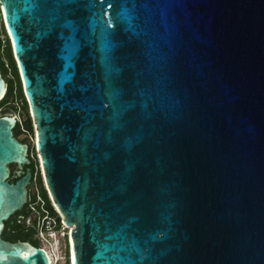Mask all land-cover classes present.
I'll return each mask as SVG.
<instances>
[{
    "label": "water",
    "instance_id": "1",
    "mask_svg": "<svg viewBox=\"0 0 264 264\" xmlns=\"http://www.w3.org/2000/svg\"><path fill=\"white\" fill-rule=\"evenodd\" d=\"M0 4L71 264H264V0ZM17 121L0 116V264H52L2 236L32 181Z\"/></svg>",
    "mask_w": 264,
    "mask_h": 264
},
{
    "label": "trees",
    "instance_id": "2",
    "mask_svg": "<svg viewBox=\"0 0 264 264\" xmlns=\"http://www.w3.org/2000/svg\"><path fill=\"white\" fill-rule=\"evenodd\" d=\"M0 70L8 84L6 95L0 102V108L9 103H18L19 108L22 109L24 114L23 120L18 118L17 125L14 129L15 137L19 139V136L23 132L34 133V122L30 113L28 101L24 94L21 76L13 53L12 43L3 23L0 24ZM15 109H17V107ZM7 113V111H4L3 115ZM21 141L27 142L28 140L21 139ZM38 163V160L33 162V171L39 168ZM14 166L16 165L12 164L11 168H14ZM14 180L16 179H12V181ZM36 182L41 185V190L32 197L31 190L36 186ZM29 191V195L31 196L30 203H35L37 210L41 211L42 215L48 214L53 217L56 220V228H61L62 218L50 199L42 174L38 173V171L36 177L30 184ZM38 196L40 199H38ZM18 215H22V217L19 218ZM31 215L32 209L29 204H27L21 211L17 212L6 222L5 230L2 235L3 238L11 242L19 240L29 241L33 245L40 247L41 242L36 237L37 230L34 226L35 221L33 222V225L27 223V219L30 218ZM66 261L67 264H71L69 247L66 248Z\"/></svg>",
    "mask_w": 264,
    "mask_h": 264
},
{
    "label": "rangeland",
    "instance_id": "3",
    "mask_svg": "<svg viewBox=\"0 0 264 264\" xmlns=\"http://www.w3.org/2000/svg\"><path fill=\"white\" fill-rule=\"evenodd\" d=\"M1 5V4H0ZM1 6H0V13H1ZM4 25V21L2 20V22ZM4 38V36H3ZM18 103H9L4 105L2 108H0V116L3 115L4 111H7V114H12V115H16L20 120L24 119V114L21 108H19ZM21 105V103H20ZM17 107V109H15ZM19 139H27V142H30L31 145H33V149H34V155L36 156L37 160H38V173L42 174V168H41V163H40V159L37 157V147H36V135L35 132L34 133H26L23 132L20 136ZM15 167V166H14ZM40 186V187H39ZM41 190V185H39L36 182V186H34V188H32L31 190V194L32 197L33 195L37 193H39ZM32 218V216H30ZM27 223L29 224V219H27ZM30 224H32V222L30 221ZM36 237L39 239V241L41 242V245L43 247H46L47 250L50 252L49 254H51L50 256H52V262L53 264H67L66 261V242L65 240L62 238L61 235H59L57 238L55 239H50L49 241H45L44 239H41L39 237V235L37 234Z\"/></svg>",
    "mask_w": 264,
    "mask_h": 264
},
{
    "label": "built area",
    "instance_id": "4",
    "mask_svg": "<svg viewBox=\"0 0 264 264\" xmlns=\"http://www.w3.org/2000/svg\"><path fill=\"white\" fill-rule=\"evenodd\" d=\"M37 194V192H36ZM38 199L39 196H38ZM31 196L29 195V206L32 209V215H35V228L37 230V234L41 239H44L45 241H49L50 239H55L59 235L62 236V238L66 242V248L69 247L70 249V228L65 226L62 221V227L56 228V220L49 216L48 214L42 215L41 211L37 210L35 203H30ZM41 247H43L41 245ZM47 250L46 247H43ZM48 251V250H47ZM48 253H50L48 251ZM51 255V254H50ZM52 257V256H51ZM71 260V259H70ZM54 262V261H53ZM53 264V263H52Z\"/></svg>",
    "mask_w": 264,
    "mask_h": 264
},
{
    "label": "flooded vegetation",
    "instance_id": "5",
    "mask_svg": "<svg viewBox=\"0 0 264 264\" xmlns=\"http://www.w3.org/2000/svg\"><path fill=\"white\" fill-rule=\"evenodd\" d=\"M34 122V121H33ZM34 132H35V126H34ZM35 135H36V132H35ZM21 141V140H20ZM21 142H23V141H21ZM23 143H27L28 145H29V155H30V159H31V163L29 164V165H26V166H24V171H26L27 169H30L31 170V172H32V180H34V178L36 177V175H37V170H32V167H34V165H33V162H35V161H37V158H36V156L34 155V149H33V145H31V143L30 142H23ZM36 153H37V151H36ZM38 154V153H37ZM37 157L39 158V156L37 155ZM12 169V172L14 173V175H16V171H17V166H15L14 168H11ZM42 176H43V174H42ZM14 179H16V178H14ZM31 183H32V181H31ZM30 187V186H29ZM29 193H30V191H29ZM29 200V199H28ZM27 204H29V201H28V203ZM26 204V205H27ZM35 215L36 214H33V215H31L32 216V218L30 217V218H28L29 219V225H33V222H34V220H35ZM18 217L19 218H21L22 217V215H18ZM30 221L32 222V224H30Z\"/></svg>",
    "mask_w": 264,
    "mask_h": 264
},
{
    "label": "bare ground",
    "instance_id": "6",
    "mask_svg": "<svg viewBox=\"0 0 264 264\" xmlns=\"http://www.w3.org/2000/svg\"><path fill=\"white\" fill-rule=\"evenodd\" d=\"M51 257V256H50ZM52 259V258H51ZM53 262V261H52Z\"/></svg>",
    "mask_w": 264,
    "mask_h": 264
},
{
    "label": "snow or ice",
    "instance_id": "7",
    "mask_svg": "<svg viewBox=\"0 0 264 264\" xmlns=\"http://www.w3.org/2000/svg\"><path fill=\"white\" fill-rule=\"evenodd\" d=\"M0 6H2V5H0Z\"/></svg>",
    "mask_w": 264,
    "mask_h": 264
}]
</instances>
